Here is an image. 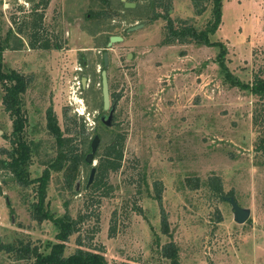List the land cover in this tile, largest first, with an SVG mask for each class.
I'll return each instance as SVG.
<instances>
[{"label": "rangeland", "instance_id": "rangeland-1", "mask_svg": "<svg viewBox=\"0 0 264 264\" xmlns=\"http://www.w3.org/2000/svg\"><path fill=\"white\" fill-rule=\"evenodd\" d=\"M38 1L0 0V36L13 31L5 66L31 79L23 94L26 136L35 143L30 177L41 176L60 155L48 127L49 108L64 136H72L66 113L84 118L88 141L77 139L75 145L86 158L100 136L94 162L82 164L71 183L67 167L52 169L46 208L55 217L68 213L77 220L65 255L80 247L102 252L108 264H172L164 250L174 243L181 264H264V153L258 150L264 97L226 74L244 83L264 77V0H224L223 22L211 39L226 48L225 66L219 46L164 42L170 18L176 27L204 29L212 16L208 2L199 13L192 0H170L169 18L152 20L154 11L165 10H152L151 0L135 9L121 0H50L36 9L51 43L40 49L30 45L32 31L25 28ZM141 23L143 28L128 31ZM117 34L124 41L109 51L115 110L107 126L101 119L109 115L101 86L103 48ZM82 76L88 77L85 88ZM2 95L0 84V161L9 159L13 130ZM118 136L121 165L109 171L101 188H92L97 170L89 183L91 170ZM214 177L222 181L224 199L211 188ZM231 196L251 210L245 223L236 221ZM37 201L34 186H24L0 163L2 243L51 251L59 230L52 220L34 217ZM0 264L34 259L0 249Z\"/></svg>", "mask_w": 264, "mask_h": 264}, {"label": "trees", "instance_id": "trees-1", "mask_svg": "<svg viewBox=\"0 0 264 264\" xmlns=\"http://www.w3.org/2000/svg\"><path fill=\"white\" fill-rule=\"evenodd\" d=\"M50 0H39L34 7V17L31 21L25 23V28L31 29L30 45L34 48H49L51 43L49 37H44L43 30V13H38L36 9L39 7H47ZM138 1V0H131ZM157 8L165 10V13L154 11L155 18L164 17L169 18V11L172 8L170 0H154ZM196 10L200 12L206 11L208 3L211 5L212 16L207 22L204 29L199 30L194 25H183L179 27L174 25L173 20L168 19L167 31L164 42L171 44L175 42H189L195 41L198 44H206L211 46L221 47L219 53V60L225 66L226 48L221 42H215L211 36L217 32L223 22V6L224 0H192ZM208 2V3H207ZM206 3V4H205ZM99 15V14H97ZM154 19V18H153ZM21 32L26 33L25 29L19 28ZM13 31H9L5 38L0 36V84L3 88L2 103L6 112L9 113L13 121V130L10 137L12 149L7 150L9 159H2L0 163L4 168L10 170L17 180L24 186L33 185L38 194V201L34 203L33 215L39 221L52 220L57 226L59 232L57 233L58 242L52 244L49 253L41 252L39 247H31L30 244L15 247L14 244H5L0 241V249L9 253H14L17 259H34V264H108L105 255L97 250H90L78 248L75 252L65 255L66 242L69 240L71 234L77 229V220L71 217L68 213L63 217H55L52 212L46 208V196L48 185L52 176V169L61 170L67 167L66 182L71 183L76 171L82 164H87L86 154L77 151L75 141L81 140V143H86V123L82 121L83 117H69L66 113V120L69 125L67 127L68 133L72 136H64V133L58 123L57 116L52 108L48 110V127L55 135L57 143L60 148V155L52 162L50 166L43 170L41 176L31 178L28 166L32 162V155L34 150L33 142H30L26 136V127L28 125V115L25 110L24 92L26 91L31 79L15 69H10L5 66L4 54L9 48L10 39ZM230 81L241 88L250 90L253 94L264 97V77L256 75L251 83H244L233 76L232 73H226ZM79 120V121H78ZM71 124V125H70ZM108 126V125H107ZM91 145L89 144V148ZM258 150L264 153V138L258 146ZM96 156V154H95ZM123 159V146L121 137L118 136L114 142L106 146L103 154L100 157L97 166V176L91 187L101 188L106 182L105 179L110 170H117ZM211 188L216 191V194L224 199L223 184L219 177L211 178ZM158 198L161 199V188L158 190ZM233 194V193H231ZM165 255H167L172 264H181L178 254V247L171 243L169 247H165Z\"/></svg>", "mask_w": 264, "mask_h": 264}, {"label": "water", "instance_id": "water-1", "mask_svg": "<svg viewBox=\"0 0 264 264\" xmlns=\"http://www.w3.org/2000/svg\"><path fill=\"white\" fill-rule=\"evenodd\" d=\"M123 1L125 2V5L127 7H132V6L136 5L134 2H129L127 0H123ZM142 26L143 25L141 24V25H136V26L130 27L129 31H134V30L140 29ZM122 39H123V37L119 36V35L112 36L111 40L108 44V47L110 48L114 43H117V42L121 41ZM108 62H109V56H108V52H106L105 53V64L108 65ZM84 81H86V78H84ZM102 94H103L104 110L110 109L109 115L104 119L105 124L109 126V125L113 124L114 110L115 109H114V107L111 108V93H110V86H109L107 70L102 71ZM99 143H100V136L96 135L92 140V143H91L92 150L86 158L87 162H89V163L94 162L95 154H96L97 148L99 146ZM96 170L97 169L94 166L91 170L89 183L93 182L94 176L96 174ZM1 193H3V191H1ZM227 199L232 205L236 221L239 223H245L251 215V210L249 208L241 206L237 202V200L232 196L228 197Z\"/></svg>", "mask_w": 264, "mask_h": 264}, {"label": "flooded vegetation", "instance_id": "flooded-vegetation-1", "mask_svg": "<svg viewBox=\"0 0 264 264\" xmlns=\"http://www.w3.org/2000/svg\"><path fill=\"white\" fill-rule=\"evenodd\" d=\"M122 2H123V4H124V7L125 8H136V7H138V5H139V3L141 2V0H138V1H131V0H127V1H129V2H134L136 5L135 6H132V7H127L126 5H125V2L123 1V0H121ZM154 7H156V5H155V1L154 0H151V9L152 10H155L156 8H154ZM158 9V8H157ZM157 11V10H156ZM100 14H103V12H101ZM155 14L156 13H152L151 14V19L153 20V18L154 19H157V18H155ZM159 18V17H158ZM143 26L141 27V28H143L144 27V23H141ZM140 24V25H141ZM133 27V26H132ZM129 29L130 28H128V31H129ZM46 30V29H45ZM45 30H43V33H44V37L46 36V38L48 37L47 35H46V31ZM135 31V30H134ZM129 32H131V31H129ZM118 35V34H117ZM112 36H114V35H112ZM112 36H110V40H111V37ZM120 36V35H119ZM123 37V36H122ZM124 41V37H123V39L121 40V41H119V42H123ZM110 42V41H109ZM109 42L107 43V45H106V47H104L103 48V66H104V68L102 69V71L103 70H107V73H108V80H109V86H110V93H111V108L113 107V105L114 104H112V97H113V93H112V91H111V82H110V76H109V66H110V49L112 48V46L114 45V44H117V43H119V42H117V43H114L110 48L108 47V44H109ZM56 48H58L57 46H56ZM43 49H49V48H43ZM106 52H108V56H109V62H108V65H106L105 64V53ZM132 57H134V54H132V53H130L129 55H128V58L129 59H131ZM102 71H101V86H102ZM84 78H86V81H84ZM87 82H88V77H86V76H82V78H81V87L82 88H85L86 87V84H87ZM103 95V94H102ZM109 111V113H110V109L108 110ZM106 118V116H102V120L104 121V119Z\"/></svg>", "mask_w": 264, "mask_h": 264}]
</instances>
